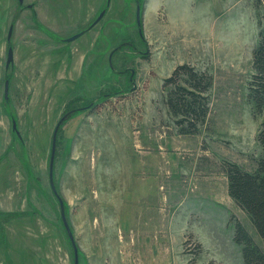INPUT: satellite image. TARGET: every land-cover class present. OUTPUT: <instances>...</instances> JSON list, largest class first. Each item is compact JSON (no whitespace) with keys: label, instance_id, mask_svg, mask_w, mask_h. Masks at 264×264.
Here are the masks:
<instances>
[{"label":"rangeland","instance_id":"obj_1","mask_svg":"<svg viewBox=\"0 0 264 264\" xmlns=\"http://www.w3.org/2000/svg\"><path fill=\"white\" fill-rule=\"evenodd\" d=\"M263 12L257 0H0V264H74L57 197L78 264H243L233 219L264 250L222 171L262 155L247 83ZM183 63L213 78L193 135L164 103Z\"/></svg>","mask_w":264,"mask_h":264},{"label":"trees","instance_id":"obj_2","mask_svg":"<svg viewBox=\"0 0 264 264\" xmlns=\"http://www.w3.org/2000/svg\"><path fill=\"white\" fill-rule=\"evenodd\" d=\"M257 1L264 7V0ZM259 24L247 89L254 114L261 119L256 139L262 155L250 171L234 162L223 163L222 171L227 179L228 195L246 213L256 234L264 238V12ZM212 85L211 75L188 63L177 65L164 79V103L179 128V134H196L199 126L205 123ZM232 224L233 241L241 247L243 264H264V250L239 220L233 219Z\"/></svg>","mask_w":264,"mask_h":264},{"label":"water","instance_id":"obj_3","mask_svg":"<svg viewBox=\"0 0 264 264\" xmlns=\"http://www.w3.org/2000/svg\"><path fill=\"white\" fill-rule=\"evenodd\" d=\"M103 15V12L99 15V17L95 20V22L92 24L94 25L95 23H97L99 21V19L102 17ZM137 22H138V13H137ZM84 32H80L78 34H75L73 36H71L70 38H67L65 41L67 42H70V41H73L75 39H77L78 37H80ZM12 51L9 50L8 51V56H7V66L10 64V62H12ZM7 90H8V84L6 83L5 84V96L7 94ZM65 116H63L60 121L58 122V124L56 125L55 127V130H54V133H53V136H52V144H51V156H50V162H49V180H50V185H51V189L54 193L55 196H57L56 194V191H55V188H54V185H53V181H52V168H53V159H54V153H55V141H56V134H57V131H58V128L63 120ZM58 201H59V206L61 208V219L63 221V225H64V228L67 232V235H68V238L70 239L71 241V244L73 246V249H74V254H75V261H74V264H78V259H77V250L75 248V245H74V241H73V236H72V233L71 231L69 230L68 226H67V223L65 221V218H64V215H63V209H62V202L60 201V199L57 197Z\"/></svg>","mask_w":264,"mask_h":264}]
</instances>
